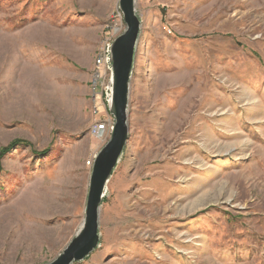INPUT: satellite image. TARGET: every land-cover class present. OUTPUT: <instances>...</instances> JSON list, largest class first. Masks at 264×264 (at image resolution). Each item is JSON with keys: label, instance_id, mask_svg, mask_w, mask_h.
<instances>
[{"label": "rangeland", "instance_id": "obj_1", "mask_svg": "<svg viewBox=\"0 0 264 264\" xmlns=\"http://www.w3.org/2000/svg\"><path fill=\"white\" fill-rule=\"evenodd\" d=\"M118 0H0V264L78 230L113 120L91 90ZM129 138L72 264H264V0H136ZM118 28L117 33L113 32ZM117 34V35H118ZM45 152H41L45 150Z\"/></svg>", "mask_w": 264, "mask_h": 264}, {"label": "water", "instance_id": "obj_2", "mask_svg": "<svg viewBox=\"0 0 264 264\" xmlns=\"http://www.w3.org/2000/svg\"><path fill=\"white\" fill-rule=\"evenodd\" d=\"M136 0H118L125 29L110 45L112 95L108 111L113 117L109 138L95 154L91 166L82 222L62 251L46 264H72L84 260L99 244V210L106 184L115 169L129 138L128 101L136 44L141 21Z\"/></svg>", "mask_w": 264, "mask_h": 264}, {"label": "built area", "instance_id": "obj_3", "mask_svg": "<svg viewBox=\"0 0 264 264\" xmlns=\"http://www.w3.org/2000/svg\"><path fill=\"white\" fill-rule=\"evenodd\" d=\"M114 18L123 23V15L120 9L117 7L114 11ZM118 28H114V33H117ZM118 34V33H117ZM116 34V36H117ZM119 35V34H118ZM107 37L104 39L103 44L100 46L98 55L94 62V69L92 73V85L91 90L93 94V100L95 96L98 95L101 103L108 107L111 95H112V69L110 64V45L113 39L116 37ZM113 125V120L102 121L100 123H95L92 127V132L95 135L102 134L103 132L110 133ZM95 156V155H94ZM94 156L91 160L87 161V164L92 166Z\"/></svg>", "mask_w": 264, "mask_h": 264}, {"label": "trees", "instance_id": "obj_4", "mask_svg": "<svg viewBox=\"0 0 264 264\" xmlns=\"http://www.w3.org/2000/svg\"><path fill=\"white\" fill-rule=\"evenodd\" d=\"M19 144L29 145L27 141L17 138V139H13L12 141H10L7 145L0 147V173L2 171V164H1L2 158L4 157L6 153H8L11 150V148ZM45 151L46 149L41 152H45Z\"/></svg>", "mask_w": 264, "mask_h": 264}, {"label": "bare ground", "instance_id": "obj_5", "mask_svg": "<svg viewBox=\"0 0 264 264\" xmlns=\"http://www.w3.org/2000/svg\"><path fill=\"white\" fill-rule=\"evenodd\" d=\"M101 134V133H100Z\"/></svg>", "mask_w": 264, "mask_h": 264}]
</instances>
